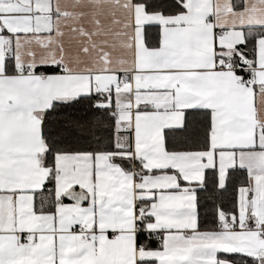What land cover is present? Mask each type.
<instances>
[{
	"label": "snow or ice",
	"instance_id": "obj_1",
	"mask_svg": "<svg viewBox=\"0 0 264 264\" xmlns=\"http://www.w3.org/2000/svg\"><path fill=\"white\" fill-rule=\"evenodd\" d=\"M0 264H264V0H0Z\"/></svg>",
	"mask_w": 264,
	"mask_h": 264
}]
</instances>
